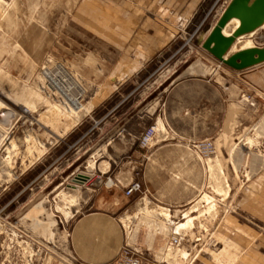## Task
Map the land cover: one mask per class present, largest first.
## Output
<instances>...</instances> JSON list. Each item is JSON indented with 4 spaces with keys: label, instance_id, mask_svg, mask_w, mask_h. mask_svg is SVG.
Masks as SVG:
<instances>
[{
    "label": "rangeland",
    "instance_id": "obj_1",
    "mask_svg": "<svg viewBox=\"0 0 264 264\" xmlns=\"http://www.w3.org/2000/svg\"><path fill=\"white\" fill-rule=\"evenodd\" d=\"M225 1L201 0L197 6L205 11L198 15H170L169 8L143 17V25H158V39L170 43L156 75L140 86L125 110L144 109L184 77L220 84L229 107L220 134L207 138L215 152L202 157L193 144L201 175L189 204L166 207L147 192L141 202L137 195L129 197L117 213L121 221L133 217L130 241L147 258L152 252V258H172L174 264H264V102L252 99L256 91H248L251 86L243 76L202 48ZM78 3L0 0V130L7 136L0 144V264H78L69 247L73 222L94 210V200L113 196L105 185L108 178L117 186L130 180L126 169L134 166L132 155L114 159L116 146L108 147L104 140L118 125V114L109 126L102 121L119 96L109 76L116 69L111 71L114 65L101 58L117 51L91 32ZM238 25L239 20H233L225 35ZM148 34L154 36L155 30L142 33V42ZM245 44L263 47L264 26L239 38L231 53ZM65 74L73 76L83 92L67 80L58 88L49 78ZM64 87L77 101H67ZM149 123L136 117L126 130L139 136ZM157 131L158 141L168 138L161 120ZM118 173L122 181L115 180ZM77 176L87 179L78 184L73 181ZM181 224L186 226L181 229ZM176 233L182 244L169 249Z\"/></svg>",
    "mask_w": 264,
    "mask_h": 264
},
{
    "label": "crops",
    "instance_id": "obj_2",
    "mask_svg": "<svg viewBox=\"0 0 264 264\" xmlns=\"http://www.w3.org/2000/svg\"><path fill=\"white\" fill-rule=\"evenodd\" d=\"M162 1L165 2L162 4ZM200 1L79 0L78 3L79 12L87 17L86 23L90 24L91 32L95 30L96 33L93 34L98 37L100 34L104 44L117 51V55L101 58L103 62L114 65L111 71L116 69L109 76L115 88L113 92L119 96L118 101L110 109L107 108L102 118L103 123L109 126L115 113L118 114V125L112 131L108 130L104 137L108 147L112 144L116 146L114 159L132 155L134 165L141 161L143 154L137 148L141 134L131 136L126 130V126L136 117L148 120L149 125H157L161 120L166 133L174 137L171 141L160 139L150 149L148 160L141 167L139 175L143 188L155 201L166 207H183L195 198L201 165L193 144L209 137H217L222 131L229 110L225 100L226 90L220 84L205 78L184 77L175 81L161 93V97L149 102L144 109L136 110L134 106L132 110L126 111L125 106L139 91L140 86L156 75L170 43L165 44V40L158 39V25L145 22L143 25V17L157 15L159 9L164 11L169 8L167 13L170 15L202 14L205 8L197 6ZM152 28L155 30L154 36L148 34L142 42V33H150ZM143 48L145 55L140 58ZM231 70L237 76H243L242 79L251 86L248 91H256L255 95L252 94V99L264 102V64L241 72ZM231 119L232 114L229 120ZM126 133L131 138H126ZM128 164L130 166L131 163ZM126 170L130 171L128 183L111 188L113 196L94 200V210L81 214L73 222L69 233V247L71 257L78 264L111 262L123 247L125 234L117 213L130 201L124 189L132 181V167ZM78 177L73 181L79 184L81 182L76 181ZM115 179L122 181L121 173ZM72 187L74 190L79 188ZM152 254L149 253V258L142 255L143 264H174L172 258L159 261L152 258Z\"/></svg>",
    "mask_w": 264,
    "mask_h": 264
},
{
    "label": "water",
    "instance_id": "obj_3",
    "mask_svg": "<svg viewBox=\"0 0 264 264\" xmlns=\"http://www.w3.org/2000/svg\"><path fill=\"white\" fill-rule=\"evenodd\" d=\"M239 25L225 35V28L233 21ZM264 26V0H231L224 9L202 48L220 64L235 71H245L264 64V46L238 49L231 53L239 38L248 36ZM169 135L167 141L173 140ZM180 140V139H179Z\"/></svg>",
    "mask_w": 264,
    "mask_h": 264
},
{
    "label": "built area",
    "instance_id": "obj_4",
    "mask_svg": "<svg viewBox=\"0 0 264 264\" xmlns=\"http://www.w3.org/2000/svg\"><path fill=\"white\" fill-rule=\"evenodd\" d=\"M230 1L231 0H229V2L228 1L224 2L225 8L226 6H228ZM157 137H158L157 125L152 124L146 127L142 132V134L140 135V137L138 138V146L141 149L147 151V153L143 155L142 160L140 162H138L136 165L132 167L133 178L132 181L125 188V195L127 197H133L137 195L139 196L140 202L144 201L148 197V195H147V190L143 188V185L139 180L140 169H141L139 168V166L142 167L144 162L148 160V153L150 149H152L158 142ZM166 137L167 136H165L164 138L166 139ZM194 146L202 157H208L215 152L214 142L210 139H206L199 143H195ZM100 183H103L102 178H100ZM105 185L108 186L109 188H113L114 186H117V184H115V182L111 178H108ZM168 211H171L170 208L168 209ZM132 219L133 217L131 216L124 217V221H121V219H119L120 224L122 225V228L124 230L125 242L123 247L116 255V257L111 262L105 264H143L141 249L134 247L129 237V235L133 233L130 227V223ZM174 235L176 236H173L170 239L169 249L178 248L182 244L183 238L181 234L176 233Z\"/></svg>",
    "mask_w": 264,
    "mask_h": 264
},
{
    "label": "bare ground",
    "instance_id": "obj_5",
    "mask_svg": "<svg viewBox=\"0 0 264 264\" xmlns=\"http://www.w3.org/2000/svg\"><path fill=\"white\" fill-rule=\"evenodd\" d=\"M232 23V22H231ZM244 48H249V46L248 45H244L243 46ZM236 50H237V48H236ZM200 64V63H199ZM194 67V66H193ZM68 74V73H67ZM67 74H65V75H62V76H56V77H49L50 79H52V81L51 82H53V84L56 86V87H58V88H60V87H62L63 88V83L62 82H64V80H65V82H66V80L70 83V84H72L76 89H78L77 91H80V92H83V89L80 87V85L78 84V82L73 78V76H71V75H67ZM66 84V83H65ZM51 85H52V83H51ZM52 87V86H51ZM73 87V88H74ZM65 88V87H64ZM72 89V88H71ZM56 90V89H55ZM62 90V89H61ZM64 91V96L68 99L67 101L68 102H70V104L73 102V101H77V96L76 95H72V94H70V91H67V89L65 88L64 90H62V92ZM80 95H81V93H79ZM31 95V94H30ZM28 97V96H27ZM26 105L28 106V109L30 108H32V104L30 103V102H27L26 103ZM72 105H74V104H72ZM235 106V105H234ZM237 106V105H236ZM21 108V107H20ZM34 108V107H33ZM53 112V111H52ZM46 119V118H45ZM41 120H43V118H41L39 121L41 122ZM44 122V121H43ZM2 129H3V127H2ZM6 134V133H5ZM4 133H3V131H1L0 130V144L1 143H3L6 139H7V136L5 135ZM29 140V139H28ZM220 144V143H219ZM13 145V147H15V144L13 143L12 144ZM245 145V144H244ZM16 149V148H15ZM235 150V149H234ZM234 152V151H233ZM221 156V155H220ZM104 164V163H103ZM107 164V163H106ZM105 164V165H106ZM108 166V165H107ZM104 169V168H103ZM105 170V169H104ZM84 176H79L78 178L79 179H76V181H79V182H81V183H83V181H82V179L83 180H86L87 178H83ZM91 177V176H90ZM219 195V194H218ZM36 209V208H35ZM199 209V208H198ZM189 219V218H188ZM191 221V220H190ZM187 224V223H186ZM186 224H181L180 226H181V229H183L185 226H186ZM56 225V224H55ZM54 225V226H55ZM52 226V225H51ZM52 228V227H51ZM54 228V227H53ZM53 233V232H52Z\"/></svg>",
    "mask_w": 264,
    "mask_h": 264
}]
</instances>
